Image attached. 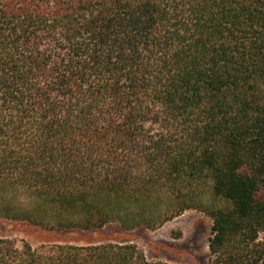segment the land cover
<instances>
[{
	"label": "trees",
	"instance_id": "obj_1",
	"mask_svg": "<svg viewBox=\"0 0 264 264\" xmlns=\"http://www.w3.org/2000/svg\"><path fill=\"white\" fill-rule=\"evenodd\" d=\"M160 190L211 218L213 264H264V0H0V212L76 237ZM0 264L148 263L0 237Z\"/></svg>",
	"mask_w": 264,
	"mask_h": 264
},
{
	"label": "rangeland",
	"instance_id": "obj_2",
	"mask_svg": "<svg viewBox=\"0 0 264 264\" xmlns=\"http://www.w3.org/2000/svg\"><path fill=\"white\" fill-rule=\"evenodd\" d=\"M163 190L131 200L125 204L126 211L118 203L116 197H109L107 206L112 214H122L128 220L141 222L134 228L123 227L117 222H109L102 228L93 229L89 235L79 231L75 236H61L62 231L52 227L54 217L58 214L68 216L72 213L61 212L50 207L35 209L34 200H24L22 195L15 196V202L24 204L23 209L32 212H0V237L11 239L20 248L23 242L34 248L53 244L87 245L92 242H110L132 244L142 252L148 264H213L209 254L208 240L211 236V218L202 211L189 209L178 216L167 220L174 212H170L172 200ZM98 199V198H97ZM100 202H104L99 198ZM202 201L210 207H226L228 203L212 194L209 188L203 189ZM97 203V202H95ZM131 206V207H130ZM121 208V209H120ZM122 211V212H120ZM5 214L18 216H34L41 218L44 224H35L22 218L8 219ZM147 223L151 227H147Z\"/></svg>",
	"mask_w": 264,
	"mask_h": 264
}]
</instances>
